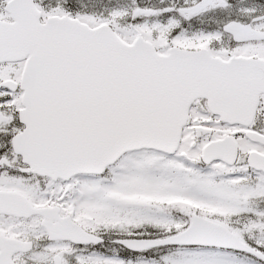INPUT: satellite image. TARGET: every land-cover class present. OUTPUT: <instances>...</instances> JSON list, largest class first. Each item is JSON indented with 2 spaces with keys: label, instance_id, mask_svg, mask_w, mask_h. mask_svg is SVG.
Instances as JSON below:
<instances>
[{
  "label": "snow or ice",
  "instance_id": "snow-or-ice-1",
  "mask_svg": "<svg viewBox=\"0 0 264 264\" xmlns=\"http://www.w3.org/2000/svg\"><path fill=\"white\" fill-rule=\"evenodd\" d=\"M0 264H264V0H0Z\"/></svg>",
  "mask_w": 264,
  "mask_h": 264
}]
</instances>
